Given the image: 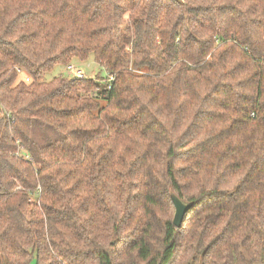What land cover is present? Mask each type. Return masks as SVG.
I'll use <instances>...</instances> for the list:
<instances>
[{"label": "trees", "instance_id": "obj_1", "mask_svg": "<svg viewBox=\"0 0 264 264\" xmlns=\"http://www.w3.org/2000/svg\"><path fill=\"white\" fill-rule=\"evenodd\" d=\"M74 60L105 76L46 79ZM32 259L264 264V0H0V264Z\"/></svg>", "mask_w": 264, "mask_h": 264}, {"label": "rangeland", "instance_id": "obj_2", "mask_svg": "<svg viewBox=\"0 0 264 264\" xmlns=\"http://www.w3.org/2000/svg\"><path fill=\"white\" fill-rule=\"evenodd\" d=\"M71 64L74 67L82 68L85 77H89L94 80H99L105 76V72L103 71V69L100 66L94 64L92 61L85 63L74 60ZM55 75L61 76L65 79L73 78V76L69 74V70L67 69V67H62V68L57 67L55 70H53L52 72L46 75V79H51ZM30 264H35V260L32 259Z\"/></svg>", "mask_w": 264, "mask_h": 264}, {"label": "water", "instance_id": "obj_3", "mask_svg": "<svg viewBox=\"0 0 264 264\" xmlns=\"http://www.w3.org/2000/svg\"><path fill=\"white\" fill-rule=\"evenodd\" d=\"M170 197L175 209L172 222L176 227H180L182 218L187 209L191 206V203L182 201L177 195L173 193L170 195Z\"/></svg>", "mask_w": 264, "mask_h": 264}, {"label": "built area", "instance_id": "obj_4", "mask_svg": "<svg viewBox=\"0 0 264 264\" xmlns=\"http://www.w3.org/2000/svg\"><path fill=\"white\" fill-rule=\"evenodd\" d=\"M66 67L69 70V74H71L73 77H75V78L84 77V71L82 68L74 67L71 63L69 65H67ZM17 70L20 72L19 69H17ZM25 80L28 81L29 78L26 77Z\"/></svg>", "mask_w": 264, "mask_h": 264}]
</instances>
